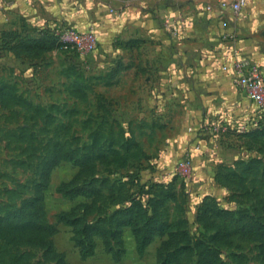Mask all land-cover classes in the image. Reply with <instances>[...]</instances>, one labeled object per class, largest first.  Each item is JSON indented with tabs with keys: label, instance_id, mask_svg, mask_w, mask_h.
Here are the masks:
<instances>
[{
	"label": "rangeland",
	"instance_id": "374dc122",
	"mask_svg": "<svg viewBox=\"0 0 264 264\" xmlns=\"http://www.w3.org/2000/svg\"><path fill=\"white\" fill-rule=\"evenodd\" d=\"M44 1L48 0L28 1L26 6L24 0H0V219L19 213L36 197L45 164L61 147L75 158L96 156L93 176L87 173L84 181L110 176L108 187L100 185L106 210L153 184L160 198L163 184L170 197L161 210L162 219L178 222L191 241L181 264H210L213 255L201 259L207 247L218 256L212 264H264L262 241L240 232L249 224L264 229V113L252 105L249 120L240 113L212 118L211 129L193 138L194 146L173 161L161 159L167 147L151 155L142 144L126 150L133 137L140 143L157 134L168 138L167 124L155 126L172 123L173 114L162 116L148 109L153 99L145 84L137 91L136 83L111 81L116 50L97 48L88 55L58 49L27 51L33 39L53 41L58 31L73 26L56 20ZM38 11L42 20L36 18ZM187 158L189 170L181 166ZM79 170L73 160L63 159L51 171L40 209L23 212L14 221L38 220L54 226L50 240L69 264H161L159 248L168 236L155 237L140 254L130 227L124 229L122 244L113 243L115 250H123L120 259L105 249L101 238L94 256L81 257L72 227L62 218L90 199L70 198L58 189ZM0 264L53 262L45 257V248L15 244L0 232Z\"/></svg>",
	"mask_w": 264,
	"mask_h": 264
},
{
	"label": "crops",
	"instance_id": "0c3cea01",
	"mask_svg": "<svg viewBox=\"0 0 264 264\" xmlns=\"http://www.w3.org/2000/svg\"><path fill=\"white\" fill-rule=\"evenodd\" d=\"M28 1L34 3L24 0L26 6ZM43 3L58 21L65 20L79 28L93 26L99 36L98 49L117 51L112 82L136 83L137 91L145 84L153 99L148 109L162 116L173 114L172 123L163 121L159 127L151 124L157 129L167 124L164 128L168 138L157 134L141 141L150 155L157 148L167 147L160 153L161 159L173 161L175 156H183L194 146L193 138L211 129L212 118L228 119L240 113L249 120L252 105L262 112L223 65L239 53L264 67V0H252L239 15L220 8L219 0L177 3L48 0ZM208 5L212 6L211 10L207 9ZM178 13L185 15V24L180 34L174 36L165 20ZM35 15L40 20L44 17L39 11ZM197 151L192 150L196 164Z\"/></svg>",
	"mask_w": 264,
	"mask_h": 264
},
{
	"label": "trees",
	"instance_id": "16d2710c",
	"mask_svg": "<svg viewBox=\"0 0 264 264\" xmlns=\"http://www.w3.org/2000/svg\"><path fill=\"white\" fill-rule=\"evenodd\" d=\"M130 43V42H129ZM52 49L59 50L58 35L51 41L44 38H35L26 47L27 51L32 54H39L43 51ZM67 52V51H66ZM131 129V130H130ZM127 130L133 131L132 128ZM131 141V146L142 147L140 142ZM146 155L143 149L142 152ZM95 157H85L79 159L71 156L68 152L63 151L59 147L53 156L46 162L42 181L37 187V195L31 201L24 203L19 213H10L0 219V232L9 238L15 244H26L45 248V257L53 264H69L65 255L55 249L50 237L55 232V227L38 220H30L26 222H15L14 218L30 209H40V203L43 199V193L49 185L51 171L63 159H71L80 166L77 175L70 181L61 184L59 191L70 198L83 196L90 199V202L80 203L71 213L65 214L62 220L72 227L73 241L79 249V253L83 259L94 256L97 251V238H101L105 249L113 254L118 260L122 255L121 250H115L113 243H123V233L126 227L132 228L135 236L137 250L140 254L144 253L147 246L157 236H168L159 248V259L161 264H181L183 256L192 248L190 239L186 238V232L178 226V222L166 221L163 218V206L170 197V192H165V186L160 185L162 192L160 198L153 185L147 190H138L133 193L131 199L124 198L120 202H116V207L109 210L103 207L105 195L104 187L109 186L110 176H106L100 181L96 177H92V182L84 181L85 175L91 173L94 166ZM91 169V170H90ZM82 181H84L82 183ZM102 185L103 188L100 187ZM114 183L110 186L111 195L114 194ZM121 187L119 188V190ZM131 195V194H130ZM159 195V193H158ZM80 211L78 214L77 212ZM111 211V212H110ZM95 213L96 217L89 218V215ZM261 228V227H260ZM256 228L254 224L246 225L240 231L241 234L262 241L264 251V229ZM213 255V259L209 263H216L218 259L217 253L210 247L205 248L201 252V259L208 260Z\"/></svg>",
	"mask_w": 264,
	"mask_h": 264
},
{
	"label": "built area",
	"instance_id": "2783aa9c",
	"mask_svg": "<svg viewBox=\"0 0 264 264\" xmlns=\"http://www.w3.org/2000/svg\"><path fill=\"white\" fill-rule=\"evenodd\" d=\"M160 2L177 3L180 0H158ZM252 0H219V7L230 10L236 15L241 14ZM211 10L212 6L208 5ZM165 24L174 36L180 34L181 26L185 24V15H178L165 20ZM59 50L88 55L99 45V36L93 26L79 28L68 26L57 32ZM223 69L232 72L235 83L260 107L264 113V67L255 59L243 54H236L223 65ZM190 159L181 162L185 170H189Z\"/></svg>",
	"mask_w": 264,
	"mask_h": 264
}]
</instances>
